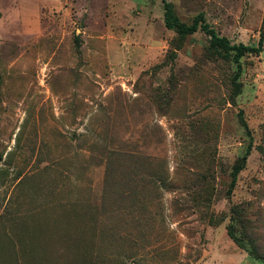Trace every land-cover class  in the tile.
Returning a JSON list of instances; mask_svg holds the SVG:
<instances>
[{"label":"rangeland","instance_id":"rangeland-1","mask_svg":"<svg viewBox=\"0 0 264 264\" xmlns=\"http://www.w3.org/2000/svg\"><path fill=\"white\" fill-rule=\"evenodd\" d=\"M167 1L264 31V0ZM208 41L161 0H0V264H264V46Z\"/></svg>","mask_w":264,"mask_h":264},{"label":"trees","instance_id":"trees-1","mask_svg":"<svg viewBox=\"0 0 264 264\" xmlns=\"http://www.w3.org/2000/svg\"><path fill=\"white\" fill-rule=\"evenodd\" d=\"M163 8V24L167 30L174 31L178 36L184 37L192 35L197 31L204 33L208 38V47L217 52H222L224 55H232L234 63H238L239 59L246 54H259L264 46V31L259 35L256 46L244 45V44H232L228 39L219 36L212 26H210L203 14H198L192 19L190 24H184L176 17L173 12V8L170 2L167 0H161ZM248 151L245 152L244 156L240 159V163L234 167L232 172L231 185L234 184L235 176L243 168L245 160L248 156ZM254 260L259 257L253 258Z\"/></svg>","mask_w":264,"mask_h":264}]
</instances>
